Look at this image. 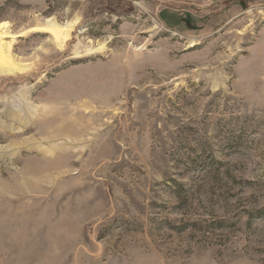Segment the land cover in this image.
<instances>
[{"label":"rangeland","instance_id":"1","mask_svg":"<svg viewBox=\"0 0 264 264\" xmlns=\"http://www.w3.org/2000/svg\"><path fill=\"white\" fill-rule=\"evenodd\" d=\"M0 264H264V0H0Z\"/></svg>","mask_w":264,"mask_h":264},{"label":"bare ground","instance_id":"2","mask_svg":"<svg viewBox=\"0 0 264 264\" xmlns=\"http://www.w3.org/2000/svg\"><path fill=\"white\" fill-rule=\"evenodd\" d=\"M3 49V44L0 43V53H1V50Z\"/></svg>","mask_w":264,"mask_h":264}]
</instances>
